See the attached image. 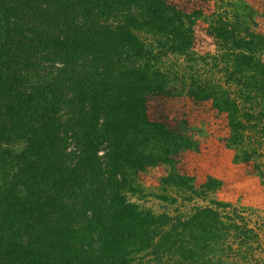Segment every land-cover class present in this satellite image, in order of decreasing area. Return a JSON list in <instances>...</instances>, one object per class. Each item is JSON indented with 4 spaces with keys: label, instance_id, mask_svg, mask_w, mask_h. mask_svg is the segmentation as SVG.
<instances>
[{
    "label": "trees",
    "instance_id": "16d2710c",
    "mask_svg": "<svg viewBox=\"0 0 264 264\" xmlns=\"http://www.w3.org/2000/svg\"><path fill=\"white\" fill-rule=\"evenodd\" d=\"M236 3L210 15L213 55L168 0H0V264H264L213 178H162V202H207L186 212L133 200L141 170L192 143L149 118L157 95L227 100L234 159L264 184V34Z\"/></svg>",
    "mask_w": 264,
    "mask_h": 264
},
{
    "label": "rangeland",
    "instance_id": "374dc122",
    "mask_svg": "<svg viewBox=\"0 0 264 264\" xmlns=\"http://www.w3.org/2000/svg\"><path fill=\"white\" fill-rule=\"evenodd\" d=\"M168 2L188 16L185 20L187 25L189 19L192 21L190 24L192 42L189 48L200 54L216 55L217 46L208 33V20L217 9L220 0H168ZM235 2L238 6L248 4L254 9L253 19L256 24L253 25V30L264 34V9L254 8L248 0ZM253 2L260 3L257 0ZM261 58L264 61V48ZM196 68L198 73L209 76L208 69L202 62ZM205 76H201L202 79L206 78ZM218 76L219 73L212 76L210 74L209 78L220 80ZM175 84L180 85L178 81ZM226 102L227 100L222 102L221 107L224 108L222 111L220 100L215 103L216 106L212 99L201 101L185 95H157L148 100L147 111L150 119L163 122L192 143L176 153L173 163L158 162L141 170L138 173V181L149 195L141 199L133 197V200L156 212L166 211L174 214L176 208L186 212L192 204L202 205L207 202L195 200V203L188 202L180 207L181 200L174 204L162 202L155 195L162 192V178L168 176L170 172H175L192 177L194 183L199 185L210 177L219 183L215 196L213 195L215 199L230 203L232 205L230 211L236 210L241 214L244 220L257 230L264 242V184L254 169L255 161L242 162L234 159L236 147L232 143L228 113L225 110V107L229 109L230 106ZM246 134L248 133L244 132V136ZM167 188L169 189H166L165 193L174 196V188L171 186Z\"/></svg>",
    "mask_w": 264,
    "mask_h": 264
},
{
    "label": "crops",
    "instance_id": "0c3cea01",
    "mask_svg": "<svg viewBox=\"0 0 264 264\" xmlns=\"http://www.w3.org/2000/svg\"><path fill=\"white\" fill-rule=\"evenodd\" d=\"M248 1L256 9H260V10L264 9V0H257L258 2H260L258 4L256 2H253L254 0H248Z\"/></svg>",
    "mask_w": 264,
    "mask_h": 264
}]
</instances>
